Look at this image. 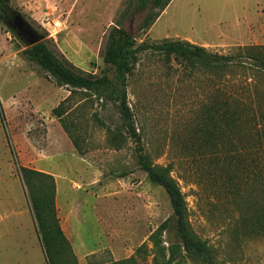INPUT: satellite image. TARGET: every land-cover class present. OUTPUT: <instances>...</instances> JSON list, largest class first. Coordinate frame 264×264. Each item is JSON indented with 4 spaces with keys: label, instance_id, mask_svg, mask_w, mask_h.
<instances>
[{
    "label": "rangeland",
    "instance_id": "1",
    "mask_svg": "<svg viewBox=\"0 0 264 264\" xmlns=\"http://www.w3.org/2000/svg\"><path fill=\"white\" fill-rule=\"evenodd\" d=\"M129 1L9 0L58 56L95 75L107 70L112 83L57 85L23 53L27 38L0 21V264H49L21 167L43 173L32 175L33 192L53 195L45 216L66 239L56 264H264V0H167L141 32L145 12L134 11L124 27L137 44L188 42L233 61L208 68L137 53L127 122L103 55ZM54 20L63 25L56 38ZM140 148L169 167L210 262L187 252L172 226L154 244L172 208L140 168Z\"/></svg>",
    "mask_w": 264,
    "mask_h": 264
},
{
    "label": "trees",
    "instance_id": "2",
    "mask_svg": "<svg viewBox=\"0 0 264 264\" xmlns=\"http://www.w3.org/2000/svg\"><path fill=\"white\" fill-rule=\"evenodd\" d=\"M167 0H130L125 10L122 12L119 20L110 29L107 42L104 48V62L113 67L115 78L120 84V112L127 122L131 119V110L127 103L126 79L131 63L135 60L136 54L150 48L165 53L166 55H176L190 63L200 61L204 66L211 68L215 65H228L233 59L217 53L209 52L204 47L193 45L188 42L171 41L162 44H137L136 37L132 32L124 27V21L130 17L134 11L145 12L144 18L137 27L138 31H143L152 26L160 14V10L166 5ZM12 11L9 0H0V21L8 23L10 21L9 13ZM23 53L31 61L36 62L40 67L48 72L59 86H67L71 91L84 90L94 91L106 89L112 83L107 70L101 75H95L87 72L73 64L66 58L58 56L45 40H39L33 45H29L23 50ZM55 113L62 115V110L57 107ZM0 113L4 117V112L0 103ZM136 134V133H134ZM140 140L139 137H136ZM139 165L144 170L149 179L162 186L168 194L169 202L172 208L171 216L165 220L151 236L154 244L157 245L160 235L169 227L176 228L179 236L182 238L186 251L194 257L206 259L205 243L191 234L186 222L187 208L184 202L183 194L177 183L171 178L168 166H155L139 149ZM24 183L28 187L33 215L41 235L42 245L49 264H56L53 259L55 253L61 251L66 241L62 229L58 223L54 224V229L48 223L45 212L50 210L53 205V195L41 192H33L30 182L33 174L43 176L26 167L20 168ZM141 248L137 250L140 252Z\"/></svg>",
    "mask_w": 264,
    "mask_h": 264
},
{
    "label": "water",
    "instance_id": "3",
    "mask_svg": "<svg viewBox=\"0 0 264 264\" xmlns=\"http://www.w3.org/2000/svg\"><path fill=\"white\" fill-rule=\"evenodd\" d=\"M8 25L26 37L29 45H33L40 40V36L22 19L19 14H17L16 18L12 22L8 23Z\"/></svg>",
    "mask_w": 264,
    "mask_h": 264
},
{
    "label": "built area",
    "instance_id": "4",
    "mask_svg": "<svg viewBox=\"0 0 264 264\" xmlns=\"http://www.w3.org/2000/svg\"><path fill=\"white\" fill-rule=\"evenodd\" d=\"M63 25L62 22L60 20H54L52 22H50V27L48 28L49 35L51 37L56 38V34L60 32V30L62 29Z\"/></svg>",
    "mask_w": 264,
    "mask_h": 264
},
{
    "label": "flooded vegetation",
    "instance_id": "5",
    "mask_svg": "<svg viewBox=\"0 0 264 264\" xmlns=\"http://www.w3.org/2000/svg\"><path fill=\"white\" fill-rule=\"evenodd\" d=\"M17 14H18V13L14 12V11H11V12L9 13V15H8L9 18H10V21H9L8 23L12 22V21L16 18Z\"/></svg>",
    "mask_w": 264,
    "mask_h": 264
}]
</instances>
